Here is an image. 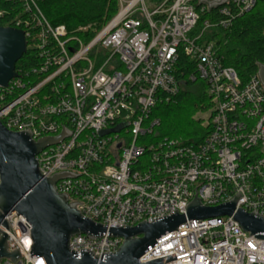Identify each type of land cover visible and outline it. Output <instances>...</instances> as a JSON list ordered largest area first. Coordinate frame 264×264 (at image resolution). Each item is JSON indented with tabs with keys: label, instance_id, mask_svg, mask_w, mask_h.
Wrapping results in <instances>:
<instances>
[{
	"label": "built area",
	"instance_id": "2783aa9c",
	"mask_svg": "<svg viewBox=\"0 0 264 264\" xmlns=\"http://www.w3.org/2000/svg\"><path fill=\"white\" fill-rule=\"evenodd\" d=\"M6 1L20 8L7 27L23 32L26 49L42 63L0 88V123L10 132H29L33 141L65 129L68 136L35 156L38 173L44 179L71 175L57 181V193L83 219L106 229L70 237V253L104 260L123 242L109 229L185 216L194 197L210 208L238 196L236 209L264 217V87L256 75L242 82L213 43L202 41L206 31L226 29L256 0H227L210 11L204 0H117L116 14L88 43L52 26L35 0ZM180 56L192 66L188 81L203 82L210 101L201 111L208 116L199 119L206 134L198 144L155 134L154 108L180 92ZM2 235L7 253L18 251L19 258L0 264H46L31 254V227L21 215H4ZM154 261L264 264V240L233 217H185L139 258Z\"/></svg>",
	"mask_w": 264,
	"mask_h": 264
},
{
	"label": "water",
	"instance_id": "95a60500",
	"mask_svg": "<svg viewBox=\"0 0 264 264\" xmlns=\"http://www.w3.org/2000/svg\"><path fill=\"white\" fill-rule=\"evenodd\" d=\"M209 11L226 4L227 0L202 1ZM26 39L21 30L0 26V88H5L17 77L15 64L26 53ZM256 76L264 87V65H259ZM68 136L64 129L56 137L33 141L29 132L14 133L0 123V222L4 215L14 211L31 227V254L42 257L46 264H141L139 258L165 233L175 231L185 217L206 220L233 217L241 229L264 240V217L236 209L238 196L231 202L216 207H201L194 197L186 207V215H174L153 223H139L135 227L109 229L108 232L123 240L115 254L96 260L89 254L76 257L68 251L69 238L77 234L98 235L106 229L83 219L65 195L56 191L60 179L72 177L66 173L42 178L37 170L35 156L48 146ZM4 224V223H3ZM5 225V224H4ZM15 261L19 252L7 253L6 236L0 238V259ZM145 264H163L154 261Z\"/></svg>",
	"mask_w": 264,
	"mask_h": 264
},
{
	"label": "trees",
	"instance_id": "16d2710c",
	"mask_svg": "<svg viewBox=\"0 0 264 264\" xmlns=\"http://www.w3.org/2000/svg\"><path fill=\"white\" fill-rule=\"evenodd\" d=\"M40 11L52 26H64L69 35L88 43L117 12V0H35ZM159 1V0H151ZM20 8L6 0H0V26L7 27L10 18ZM213 12L201 16L198 26ZM204 42H212L224 66L232 67L242 82L256 75L259 65H264V0H256L247 13L236 17L226 29L214 28L204 33ZM42 59L34 50L26 53L15 64V73L29 72L40 67ZM184 56L176 65V74L181 82L177 97L168 103L158 104L152 116L159 119L156 137L198 144L206 134V128L195 114L210 107L205 94V85L187 79L192 71ZM38 78L33 76V84Z\"/></svg>",
	"mask_w": 264,
	"mask_h": 264
},
{
	"label": "rangeland",
	"instance_id": "374dc122",
	"mask_svg": "<svg viewBox=\"0 0 264 264\" xmlns=\"http://www.w3.org/2000/svg\"><path fill=\"white\" fill-rule=\"evenodd\" d=\"M110 20H111V19H110ZM110 20H109V21H110ZM109 21H108V22H109ZM108 22H107V23H108ZM107 23H106V24H107ZM106 24H105V25H106ZM105 25H103V26H105ZM103 26H102V27H103ZM207 116H208V113H207V112H205V113H201V112H200V113L195 114L194 119H204V120H206Z\"/></svg>",
	"mask_w": 264,
	"mask_h": 264
}]
</instances>
